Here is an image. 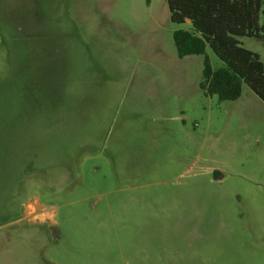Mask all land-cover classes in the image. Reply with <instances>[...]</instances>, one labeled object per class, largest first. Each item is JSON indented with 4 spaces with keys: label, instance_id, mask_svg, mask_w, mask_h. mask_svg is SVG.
<instances>
[{
    "label": "rangeland",
    "instance_id": "374dc122",
    "mask_svg": "<svg viewBox=\"0 0 264 264\" xmlns=\"http://www.w3.org/2000/svg\"><path fill=\"white\" fill-rule=\"evenodd\" d=\"M178 30L167 0H0V264H264V102L205 97Z\"/></svg>",
    "mask_w": 264,
    "mask_h": 264
},
{
    "label": "trees",
    "instance_id": "16d2710c",
    "mask_svg": "<svg viewBox=\"0 0 264 264\" xmlns=\"http://www.w3.org/2000/svg\"><path fill=\"white\" fill-rule=\"evenodd\" d=\"M263 4L264 0H167L171 22L181 25L190 21L194 30L174 33L178 57H205L200 83L205 97L234 102L241 98L246 85L264 102V63L240 40L264 41V24L260 25ZM208 49L225 68L213 70Z\"/></svg>",
    "mask_w": 264,
    "mask_h": 264
},
{
    "label": "crops",
    "instance_id": "0c3cea01",
    "mask_svg": "<svg viewBox=\"0 0 264 264\" xmlns=\"http://www.w3.org/2000/svg\"><path fill=\"white\" fill-rule=\"evenodd\" d=\"M186 24H190V21H187ZM36 204L38 205V203L36 202Z\"/></svg>",
    "mask_w": 264,
    "mask_h": 264
}]
</instances>
